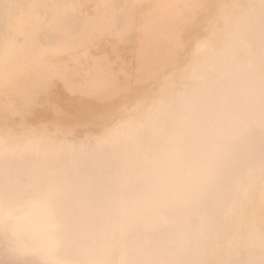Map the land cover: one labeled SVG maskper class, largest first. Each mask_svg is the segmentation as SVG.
<instances>
[{
	"label": "bare ground",
	"instance_id": "1",
	"mask_svg": "<svg viewBox=\"0 0 264 264\" xmlns=\"http://www.w3.org/2000/svg\"><path fill=\"white\" fill-rule=\"evenodd\" d=\"M0 264H264V0H0Z\"/></svg>",
	"mask_w": 264,
	"mask_h": 264
}]
</instances>
